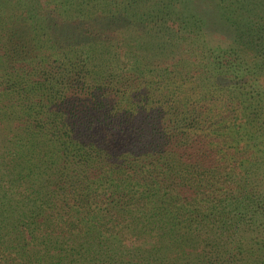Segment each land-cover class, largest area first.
I'll return each instance as SVG.
<instances>
[{
  "label": "trees",
  "instance_id": "trees-1",
  "mask_svg": "<svg viewBox=\"0 0 264 264\" xmlns=\"http://www.w3.org/2000/svg\"><path fill=\"white\" fill-rule=\"evenodd\" d=\"M170 1L0 0V264H264V0Z\"/></svg>",
  "mask_w": 264,
  "mask_h": 264
},
{
  "label": "rangeland",
  "instance_id": "rangeland-1",
  "mask_svg": "<svg viewBox=\"0 0 264 264\" xmlns=\"http://www.w3.org/2000/svg\"><path fill=\"white\" fill-rule=\"evenodd\" d=\"M165 6V8L172 9L174 12L175 10L172 8L174 6H180L183 10L187 8L192 17H194L195 20L200 21L199 24L194 23L196 26L194 29L191 31L187 29L186 34H184V39L182 41L185 43L186 50H190L189 48L193 47L202 51L207 47H203V45L197 46L198 40L199 43L206 40L210 48H218L217 52L215 51V54L229 47L230 42L232 41L231 39H233L232 31L235 30L234 23L236 22V15H230L231 20H228L227 17L230 13L235 12L236 14V0H173L169 3L166 2ZM12 8L14 10L16 9V3ZM139 8L140 7L136 6L134 7V10ZM8 10H10V8ZM163 42L165 43L166 41L163 40ZM154 43L157 54L160 55L163 52H166L167 48H165V51H163L164 49L159 51L160 49L157 42L155 41ZM123 47V54L129 56H135L137 54L144 55L145 52H148L149 50V48L146 50L145 47L144 52H141V44L135 42L132 38H128ZM125 58L128 61L130 60V57H126V55Z\"/></svg>",
  "mask_w": 264,
  "mask_h": 264
}]
</instances>
